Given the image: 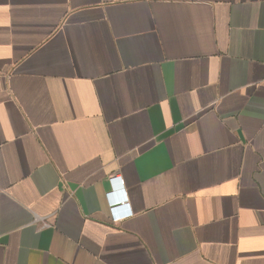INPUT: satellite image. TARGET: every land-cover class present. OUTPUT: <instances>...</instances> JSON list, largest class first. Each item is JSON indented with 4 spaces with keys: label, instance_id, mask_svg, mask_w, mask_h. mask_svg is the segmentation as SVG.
<instances>
[{
    "label": "crops",
    "instance_id": "0c3cea01",
    "mask_svg": "<svg viewBox=\"0 0 264 264\" xmlns=\"http://www.w3.org/2000/svg\"><path fill=\"white\" fill-rule=\"evenodd\" d=\"M0 264H264V0H0Z\"/></svg>",
    "mask_w": 264,
    "mask_h": 264
},
{
    "label": "built area",
    "instance_id": "2783aa9c",
    "mask_svg": "<svg viewBox=\"0 0 264 264\" xmlns=\"http://www.w3.org/2000/svg\"><path fill=\"white\" fill-rule=\"evenodd\" d=\"M110 181L112 184H114L116 181H120V178L119 177H112L110 178ZM112 194H113V191H110L108 194H107V197H108V203H109V211H110V216H111V219L113 222H117V221H120L122 219H125L127 217H129L130 215V212H126L125 214H118V209L120 207H126L127 203L124 201V200H121L122 203H119L120 200L116 201L114 199H112Z\"/></svg>",
    "mask_w": 264,
    "mask_h": 264
}]
</instances>
